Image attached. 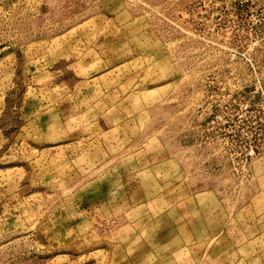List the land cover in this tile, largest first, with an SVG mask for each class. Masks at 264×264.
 <instances>
[{
	"label": "rangeland",
	"instance_id": "374dc122",
	"mask_svg": "<svg viewBox=\"0 0 264 264\" xmlns=\"http://www.w3.org/2000/svg\"><path fill=\"white\" fill-rule=\"evenodd\" d=\"M0 264H264V0H0Z\"/></svg>",
	"mask_w": 264,
	"mask_h": 264
}]
</instances>
